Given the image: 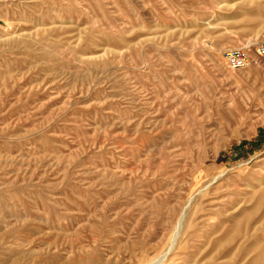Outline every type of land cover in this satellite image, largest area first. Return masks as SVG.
<instances>
[{
    "label": "rangeland",
    "instance_id": "obj_1",
    "mask_svg": "<svg viewBox=\"0 0 264 264\" xmlns=\"http://www.w3.org/2000/svg\"><path fill=\"white\" fill-rule=\"evenodd\" d=\"M264 0H0V264H264Z\"/></svg>",
    "mask_w": 264,
    "mask_h": 264
},
{
    "label": "built area",
    "instance_id": "obj_2",
    "mask_svg": "<svg viewBox=\"0 0 264 264\" xmlns=\"http://www.w3.org/2000/svg\"><path fill=\"white\" fill-rule=\"evenodd\" d=\"M264 57V47H259L255 56H251L248 48L234 49L226 53L228 67L233 71L244 70Z\"/></svg>",
    "mask_w": 264,
    "mask_h": 264
},
{
    "label": "trees",
    "instance_id": "obj_3",
    "mask_svg": "<svg viewBox=\"0 0 264 264\" xmlns=\"http://www.w3.org/2000/svg\"><path fill=\"white\" fill-rule=\"evenodd\" d=\"M263 142H264V131H261L260 136H259V140L257 141V143H255V146H259Z\"/></svg>",
    "mask_w": 264,
    "mask_h": 264
},
{
    "label": "bare ground",
    "instance_id": "obj_4",
    "mask_svg": "<svg viewBox=\"0 0 264 264\" xmlns=\"http://www.w3.org/2000/svg\"><path fill=\"white\" fill-rule=\"evenodd\" d=\"M163 262H161L160 264H162Z\"/></svg>",
    "mask_w": 264,
    "mask_h": 264
}]
</instances>
